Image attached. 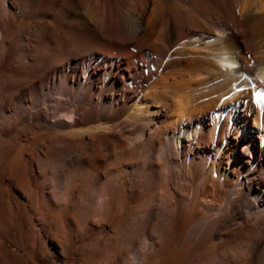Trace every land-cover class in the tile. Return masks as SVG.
Wrapping results in <instances>:
<instances>
[{
    "label": "bare ground",
    "instance_id": "6f19581e",
    "mask_svg": "<svg viewBox=\"0 0 264 264\" xmlns=\"http://www.w3.org/2000/svg\"><path fill=\"white\" fill-rule=\"evenodd\" d=\"M257 94L264 0H0V264H95L99 190L141 264H264Z\"/></svg>",
    "mask_w": 264,
    "mask_h": 264
},
{
    "label": "rangeland",
    "instance_id": "374dc122",
    "mask_svg": "<svg viewBox=\"0 0 264 264\" xmlns=\"http://www.w3.org/2000/svg\"><path fill=\"white\" fill-rule=\"evenodd\" d=\"M120 63L121 62H118V64ZM233 141L237 142L236 140H233ZM241 142L242 141H240V143ZM242 146H243V143L239 145L240 148ZM107 178H108V181L111 180V177L108 176ZM38 181L39 183L42 182L40 178H38ZM37 184L38 182L35 185ZM99 191L100 192H98V194L100 193L99 196L100 195L101 196L100 198L96 200L97 202H95V204L98 205L99 208H97L96 205H95L96 206L95 208H97V210L99 211L100 216L97 217L98 216L97 215L96 217H94L95 219L93 218L94 228L96 230L95 241L98 245V248L96 247L93 248L95 253L92 256H87V260L92 261L95 264H141L143 261L142 254H150V255L152 254L151 247H150V240H149V230H146V228H142L143 226L142 220H137V221L134 220L135 222L133 220L132 222L131 220H128V221L127 220H119V221L112 220L109 215L110 214L109 209L111 208H108V207L110 206H108V204L104 205L107 199V194L105 191L104 192L102 190H99ZM163 197H164L163 191L147 192L143 196L144 201L147 203L154 202L155 200H160ZM102 207L104 208L102 209ZM99 209L100 210L102 209V211L105 210L103 211V215L101 214L102 211L100 212ZM110 220L114 222H111ZM2 225H3V221L0 220V229ZM73 233H72L73 235L71 234L70 236L72 240L70 239V241H68L69 243L62 236L51 234V237L58 244L65 242L67 243V245H69L68 248L70 249L75 248V252L78 254L82 252L87 253L91 247L90 243L85 242L82 236L83 234L78 233L77 235L76 232H73ZM11 238L13 239L14 242L21 241V237L17 234L12 235ZM1 255H3V258L6 264H33L32 262L27 263L25 259L19 258L18 260V257H16L14 253L7 251V250L3 251ZM76 260L78 261V262L75 261L76 264H79V262L81 261L80 255H77ZM57 263L58 264H71V262L69 261H66L65 263L61 261H57Z\"/></svg>",
    "mask_w": 264,
    "mask_h": 264
},
{
    "label": "snow or ice",
    "instance_id": "6c2138e0",
    "mask_svg": "<svg viewBox=\"0 0 264 264\" xmlns=\"http://www.w3.org/2000/svg\"><path fill=\"white\" fill-rule=\"evenodd\" d=\"M258 99L264 100V96H262L261 94H257Z\"/></svg>",
    "mask_w": 264,
    "mask_h": 264
}]
</instances>
